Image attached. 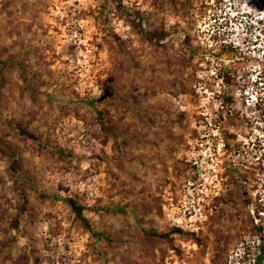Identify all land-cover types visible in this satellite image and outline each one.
Wrapping results in <instances>:
<instances>
[{"label": "rangeland", "instance_id": "rangeland-1", "mask_svg": "<svg viewBox=\"0 0 264 264\" xmlns=\"http://www.w3.org/2000/svg\"><path fill=\"white\" fill-rule=\"evenodd\" d=\"M262 250L264 0H0V264Z\"/></svg>", "mask_w": 264, "mask_h": 264}, {"label": "trees", "instance_id": "trees-1", "mask_svg": "<svg viewBox=\"0 0 264 264\" xmlns=\"http://www.w3.org/2000/svg\"><path fill=\"white\" fill-rule=\"evenodd\" d=\"M61 201H63L64 203L68 204V206L70 207L71 211L76 215L77 218H79V220L85 222L86 220L82 217V207L73 199L70 198H60ZM177 232H181V230L177 229ZM252 232L254 233V235L261 237V228L259 226H257L256 224H254L252 226ZM262 254H264V250H262Z\"/></svg>", "mask_w": 264, "mask_h": 264}]
</instances>
